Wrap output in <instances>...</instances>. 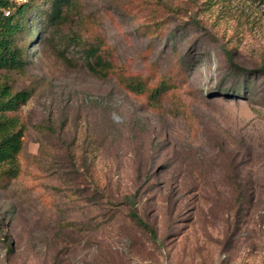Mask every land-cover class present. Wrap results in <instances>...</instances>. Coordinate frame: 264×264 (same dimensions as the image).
<instances>
[{"label":"rangeland","instance_id":"1","mask_svg":"<svg viewBox=\"0 0 264 264\" xmlns=\"http://www.w3.org/2000/svg\"><path fill=\"white\" fill-rule=\"evenodd\" d=\"M52 1L2 71L0 264H264V0Z\"/></svg>","mask_w":264,"mask_h":264},{"label":"trees","instance_id":"2","mask_svg":"<svg viewBox=\"0 0 264 264\" xmlns=\"http://www.w3.org/2000/svg\"><path fill=\"white\" fill-rule=\"evenodd\" d=\"M37 0H29L26 4H15L12 0H0V175L6 178H14L19 171L18 154L22 149V137L25 127L16 117L10 116L20 105L29 99L26 91L12 92L4 81L2 71L20 68L21 60L16 50V37L21 34L27 24V13L36 5ZM67 0H54L50 12V22L57 23L62 19V6ZM27 28H31L30 25ZM33 37V36H32ZM93 49L85 51V57L89 60L94 58V63H89V68L94 73L106 71L109 64L102 62L96 56ZM98 67V69H97ZM132 219L149 231L150 228L136 215L131 212Z\"/></svg>","mask_w":264,"mask_h":264},{"label":"built area","instance_id":"3","mask_svg":"<svg viewBox=\"0 0 264 264\" xmlns=\"http://www.w3.org/2000/svg\"><path fill=\"white\" fill-rule=\"evenodd\" d=\"M15 4H26L29 0H12Z\"/></svg>","mask_w":264,"mask_h":264}]
</instances>
